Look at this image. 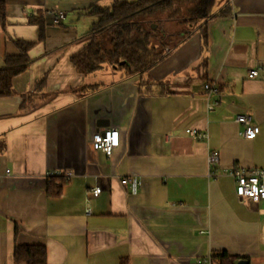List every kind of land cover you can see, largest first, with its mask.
Masks as SVG:
<instances>
[{
  "label": "crops",
  "instance_id": "1",
  "mask_svg": "<svg viewBox=\"0 0 264 264\" xmlns=\"http://www.w3.org/2000/svg\"><path fill=\"white\" fill-rule=\"evenodd\" d=\"M5 1L0 68L19 54L14 39L34 44L14 94L0 98V264H15L16 245L36 244L47 264H214L220 251L264 264V199L239 198L230 173L264 168V0H228L230 13L207 22V49L195 27L134 76L108 65L84 74L72 62L92 39L89 8L105 0ZM239 113L260 127L254 138L240 134ZM108 128L119 131L111 156L92 140ZM61 177L50 196L49 179Z\"/></svg>",
  "mask_w": 264,
  "mask_h": 264
},
{
  "label": "trees",
  "instance_id": "2",
  "mask_svg": "<svg viewBox=\"0 0 264 264\" xmlns=\"http://www.w3.org/2000/svg\"><path fill=\"white\" fill-rule=\"evenodd\" d=\"M216 4L217 0H114L110 6L93 5L88 11L97 16L89 31L92 39L72 55V62L84 74L108 65L124 68L127 76L144 75L185 42L191 35L189 30L195 27L200 32L202 48L207 49V22L230 13V2L219 10ZM34 20L39 23L42 37L43 21L38 17ZM0 23L4 28L5 0H0ZM13 41L19 54L8 55L0 68V98L14 94L13 78L26 71L32 61L29 49L34 43ZM63 183L62 177L50 178L48 194L59 196ZM13 256L15 264H47V248L40 244L16 245ZM237 259L226 251L215 252L211 257L214 264H236ZM121 264H127L126 260Z\"/></svg>",
  "mask_w": 264,
  "mask_h": 264
},
{
  "label": "built area",
  "instance_id": "3",
  "mask_svg": "<svg viewBox=\"0 0 264 264\" xmlns=\"http://www.w3.org/2000/svg\"><path fill=\"white\" fill-rule=\"evenodd\" d=\"M64 17V12L59 11L55 15V22H59ZM257 74V68L251 69L249 72L250 77H254ZM204 87L210 94L219 93V87L216 84L206 83ZM218 105L219 100L214 99L208 104V109L212 111ZM251 119V115L247 113H239L235 117V122L244 125V129L240 134L246 138H254L260 131V127L253 125ZM186 133L199 142H202L205 138H207L205 133L198 132L194 128H187ZM92 140L94 144L107 156H111L114 150L119 146V131L117 128H108L94 134ZM208 160L211 166L209 174L211 176H216L217 172L215 171V166L219 162V152L217 150L211 151L208 155ZM230 173L235 179V192L239 198H246L252 202H258L264 199V168L249 169L245 167H238L233 168ZM129 181L132 191L137 192L140 181L135 177H132ZM100 191L101 189L99 187L92 189V193L95 196L99 195ZM87 212H90V209H87Z\"/></svg>",
  "mask_w": 264,
  "mask_h": 264
},
{
  "label": "rangeland",
  "instance_id": "4",
  "mask_svg": "<svg viewBox=\"0 0 264 264\" xmlns=\"http://www.w3.org/2000/svg\"><path fill=\"white\" fill-rule=\"evenodd\" d=\"M112 0H105V2L102 5H106V6H110L112 5ZM120 1H124V0H120ZM128 1H132V0H128ZM228 0H217V4H216V8L223 6Z\"/></svg>",
  "mask_w": 264,
  "mask_h": 264
},
{
  "label": "water",
  "instance_id": "5",
  "mask_svg": "<svg viewBox=\"0 0 264 264\" xmlns=\"http://www.w3.org/2000/svg\"><path fill=\"white\" fill-rule=\"evenodd\" d=\"M236 264H248V260L246 259H240Z\"/></svg>",
  "mask_w": 264,
  "mask_h": 264
}]
</instances>
